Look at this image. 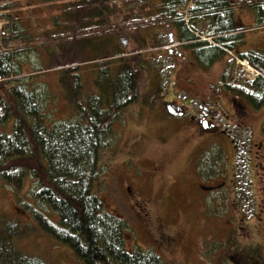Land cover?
<instances>
[{"label":"rangeland","instance_id":"1","mask_svg":"<svg viewBox=\"0 0 264 264\" xmlns=\"http://www.w3.org/2000/svg\"><path fill=\"white\" fill-rule=\"evenodd\" d=\"M4 3L9 10L0 9V54L11 51V67L19 72L14 78L39 93L50 123L70 117L73 111L60 80L61 68L80 65L88 93L97 90L96 61H110L113 71L124 64L145 68L140 76L142 96L122 111L111 146L101 154L96 189L107 211L129 223L127 250L142 247L167 264H264V106L256 110L222 85L223 71L235 52L204 69L180 44L177 29L164 23L97 34L85 38L88 41L36 46L83 25L109 29L131 18L149 19L158 15L161 0ZM82 5L87 6L75 11ZM195 7L196 0H189L177 8L195 34L213 45L208 20L200 16L193 25L190 21ZM6 14L13 17L12 28L28 33L7 46L3 31L12 22ZM91 16L99 24L79 23ZM235 16L240 26L248 28L238 51H264V27H255V13L237 9ZM28 35L39 40L28 41ZM243 62L236 59L231 83L238 70L244 79L256 75ZM7 88L1 81L0 95H7ZM146 97L155 102L149 105ZM34 187L29 180L17 192L0 181V219L6 214L22 226L32 222L27 209L39 206L30 195ZM24 198L34 204L27 208ZM14 242L24 254L45 264H85L69 247L39 230Z\"/></svg>","mask_w":264,"mask_h":264},{"label":"trees","instance_id":"2","mask_svg":"<svg viewBox=\"0 0 264 264\" xmlns=\"http://www.w3.org/2000/svg\"><path fill=\"white\" fill-rule=\"evenodd\" d=\"M4 1L0 0V9L7 11L9 7L5 3L1 5ZM188 1L161 0L156 7L158 15L149 19L131 18L109 29L100 25H83L69 34H56L52 39L36 43V46L91 39L97 34L126 28L138 30L170 24L177 29L180 44L192 51L195 61L204 69L211 68L227 55V50L235 52L223 71L221 83L239 98L243 97L254 109L262 108L264 51H238V47L245 43L248 28L238 24L235 14L237 9L253 11L255 27H264V0H196V7L190 13L193 20L190 21L193 25L200 16L208 20L210 35L215 41L213 45L195 34L180 14L177 7ZM86 6H79L75 11L84 10ZM5 17L10 18L9 24L12 22L11 27L7 25L3 31L4 45L7 46L13 38L28 33L12 28L14 21L10 14ZM95 18L85 17L79 23L99 24ZM10 30L12 36L7 37ZM28 37V41L39 40ZM10 56V50L0 54V82L8 85L7 95H0V181L20 192L27 181L33 180L36 188L30 195L40 207L28 208L32 202L23 199L32 217V222L24 226L9 215L1 216L0 264H45L24 254L14 242L16 237L35 230L69 247L85 264H167L159 254L142 247L133 252L127 250L129 223L125 218L108 212L102 197L96 192L102 170L101 154L111 146L114 126L122 111L142 96L140 76L145 68L124 64L113 71L110 61H96L97 90L89 93L84 89L80 65L61 68L60 80L73 111L70 117L50 123L39 93L14 78L19 72L11 67ZM237 58L247 61L259 74L252 79H244L238 70L234 83H231ZM144 100L149 105L155 102L151 97ZM262 129L264 132V122Z\"/></svg>","mask_w":264,"mask_h":264},{"label":"water","instance_id":"3","mask_svg":"<svg viewBox=\"0 0 264 264\" xmlns=\"http://www.w3.org/2000/svg\"><path fill=\"white\" fill-rule=\"evenodd\" d=\"M123 41V40H122ZM123 43L125 44L126 42L125 41H123ZM168 109L170 110L171 108H170V106L168 107ZM172 111V110H171Z\"/></svg>","mask_w":264,"mask_h":264},{"label":"bare ground","instance_id":"4","mask_svg":"<svg viewBox=\"0 0 264 264\" xmlns=\"http://www.w3.org/2000/svg\"><path fill=\"white\" fill-rule=\"evenodd\" d=\"M244 64L246 63V62H243ZM246 65V64H245Z\"/></svg>","mask_w":264,"mask_h":264},{"label":"flooded vegetation","instance_id":"5","mask_svg":"<svg viewBox=\"0 0 264 264\" xmlns=\"http://www.w3.org/2000/svg\"><path fill=\"white\" fill-rule=\"evenodd\" d=\"M179 112H180V110H179Z\"/></svg>","mask_w":264,"mask_h":264}]
</instances>
